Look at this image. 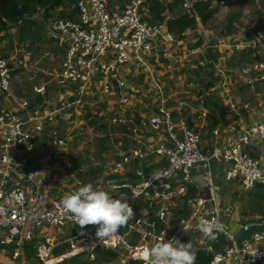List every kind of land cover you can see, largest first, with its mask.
Listing matches in <instances>:
<instances>
[{
    "label": "built area",
    "instance_id": "1",
    "mask_svg": "<svg viewBox=\"0 0 264 264\" xmlns=\"http://www.w3.org/2000/svg\"><path fill=\"white\" fill-rule=\"evenodd\" d=\"M113 1L77 0L72 5L76 12L71 17H58L47 25V35L62 51L60 68L53 75L62 91L54 99L59 104L53 109L38 111L25 118L22 112L29 110L30 101L17 96L12 88L13 57L0 56V95L9 102V107L0 110V229L6 231L1 243H15L18 248L14 255L18 257L22 254L24 241L32 240L38 229L48 226L62 232L70 225H77L73 234L67 237L50 240L51 233L46 234L49 238L36 246L39 264H58L83 254L95 260L97 247L116 250L114 264H151L148 248L152 244L173 238L182 242L183 238L199 231L198 223L203 218L210 221L214 225V233L222 235L228 243L223 251L214 252L210 264H264V246L258 244L264 239V233L244 241L243 248L237 247L234 235L238 228L232 229L233 209L221 203L213 174L215 164L225 162L228 165L225 179L239 181L246 190L256 184H264V102L257 106L241 103L232 94L224 67L219 65L224 79L210 90L226 94L228 124L224 127L226 135L221 142L214 145L211 151H205L199 134L185 122L176 123L165 106L168 98L166 87L152 70L151 61L161 42L184 43L192 29H187L183 37H177L167 30L166 23H150L144 19L145 15L148 16L147 0H123L121 8L113 7ZM197 1L200 0H184L185 11L196 15L194 4ZM218 3L226 8L230 5L240 9L239 21L235 22L236 32L243 27L244 37L225 44L222 39L227 36H222L215 47L231 51L235 56H241L250 49L263 53L264 21H258L256 14L264 13V0H217ZM196 18L199 23L197 29L216 39V32L205 28L198 15ZM208 47L205 42L192 52L207 54ZM131 70L137 77L148 80L146 89L132 86L128 80ZM236 74L247 84L264 82V59L244 62ZM35 91L45 94L47 86H37ZM141 91L160 96L161 104L156 113L148 116L141 111V117L146 119L144 125L147 129L161 130L165 136L145 148L143 138L134 134L135 146L128 152L120 153L109 170L110 178L104 184L117 193L114 198H126L130 206L140 200L153 204L156 217L147 220L140 213L130 220L123 231L120 229L118 234L101 241L95 235L98 225L80 228L62 208L60 201L64 196H51L46 192L49 175L44 168L31 166L23 170V167L28 163V153L37 155L39 147L35 135L43 130L45 120L49 119L57 125L60 114V117L67 118V125L55 126L51 140L53 146L64 148L73 137L82 133V123L77 117L79 112L90 111L98 104L107 106L114 96H119L121 107L118 110H124L123 105L137 101ZM179 108L184 109L183 103L179 104ZM64 109H67L66 114L62 113ZM72 110L76 113L73 111L70 115ZM110 118L116 123L127 122L119 116ZM243 120V125L237 128L236 125ZM132 129L134 133L138 131L137 126ZM214 134L218 135L219 130L216 129ZM148 152L166 160V165L158 169L162 173L159 180H152L143 169L141 160ZM253 153H259V156ZM129 161H138L136 179L118 182L116 178H111ZM215 167L217 170L220 168L218 165ZM65 168L68 170L67 165ZM195 168L205 170L200 191L187 200L188 214L180 217L172 230L173 206L188 194ZM178 177L179 182H176ZM88 183L94 189H102L101 184L72 173L68 182L62 180V185H67L69 189L64 194L73 193ZM258 218L253 216L252 223L264 221V218ZM160 224L163 227H159ZM129 234L134 235L133 240L128 238ZM63 245L66 250L53 255V250Z\"/></svg>",
    "mask_w": 264,
    "mask_h": 264
},
{
    "label": "crops",
    "instance_id": "2",
    "mask_svg": "<svg viewBox=\"0 0 264 264\" xmlns=\"http://www.w3.org/2000/svg\"><path fill=\"white\" fill-rule=\"evenodd\" d=\"M167 1L169 2L171 0ZM213 5L214 7H217V0L212 1V6ZM112 6L115 8H121L124 6V1L114 0ZM233 12H235V8H233L232 11H229L228 14L230 15V13ZM257 15L258 13L256 16ZM205 28L212 30V28L209 29V26H205ZM242 29L243 27H239L237 32L235 31L234 33L225 35L216 33V39L201 33V30L199 29H194L193 31L191 30L184 43L178 44L167 41L161 42L157 48L156 54L151 60L153 66L152 70L155 71L159 81L166 87L168 98L165 102V106L169 111H171L176 123L185 122L193 131L199 134L200 144L205 151L210 150L214 145L221 142L226 135L224 127L228 124L229 105L226 94L210 90L213 85L224 79L223 73L218 68L219 65L224 67L225 75L232 87V94L236 96L241 103H250L251 106H257L264 102V82H255L254 84L240 82L241 80L236 75V70L238 68H233L237 63H244L252 60V54L260 56L262 53L260 54L250 49L248 51H244L241 56H235L231 54V51L219 50L215 47L222 36H227L222 39L225 44L232 43L235 40H242L244 37V35H242ZM195 35L199 37V40H201V45H197L199 40L195 43ZM205 42L209 45L207 54L192 52V49L201 47L205 44ZM3 49L4 46L1 47L0 43V53L3 52ZM22 77L14 76L13 73L12 88H14L13 90L16 92L17 89L15 81H21ZM128 80L134 87H142L146 89L149 85L148 80H146L145 77H137L133 70L129 73ZM48 88L53 92L57 90L62 91L59 84H57L53 78L52 83L48 86ZM19 94L26 97L30 101V104L33 105L32 109H29L27 112H22V115L25 118H27L29 114H36L38 111L53 109L56 106L54 100L56 97L50 98L47 91L45 94L37 92L33 93L30 87L26 85V88H23L22 92ZM131 98H133L132 95ZM98 100L100 101V99ZM181 103H183L184 109L179 108V104ZM108 104L109 105L107 106L98 104L97 106H93L90 111L79 112L77 117L82 123V133L73 137L70 142L73 139H79L81 140L83 146L89 142L92 145L93 150H96L100 156H102V158L99 159V165L91 166L87 162L81 165L80 170L84 176L81 178L90 182L101 184V188L103 190L108 191L111 196L115 197L117 193L110 190L104 182L110 178L108 175L109 170L111 169L112 164L119 158L120 153L128 152L135 146L133 139L134 134L137 137L143 138L145 148L165 135L161 130L147 129L144 125L146 119L141 117L143 115V112L141 111L146 112L148 116L156 113L158 106L161 104V98L158 94H146V91H141L138 93L137 101L135 100L129 104L123 105L124 110H118V108L121 107L119 96L112 97ZM5 107H9V102L6 101L5 97L0 95V110ZM73 111L75 112V110H72L70 115L73 114ZM220 111L221 116L218 118ZM62 113L66 114L67 109H64ZM60 115L57 119V125L49 119L44 121L43 130L35 135L38 145L37 147H39L37 155L36 153H28V163L26 167H23V170L31 166L44 168L49 175V180L45 187L46 192L51 196L63 197L65 196L64 192H68L69 189L67 188V185H62V180L63 182H68L70 176H72V170L80 164L75 161L74 153H78V151L83 147L81 146L72 152L69 148L67 150L65 148L55 147L51 144L52 131L55 126L64 127L69 122L67 118L60 117ZM111 116L123 117L127 119V122L124 124L113 122L110 118ZM243 122L244 120L242 123L237 124V128H240L243 125ZM134 126L138 127V131L135 133L132 129ZM216 129L219 130L218 135L214 134ZM28 131L31 132V127L28 128ZM1 141L2 136L0 133V143ZM85 153L87 160L90 156V150L86 146ZM256 155L259 156V153ZM78 159L79 161H84V157L82 155H79ZM141 162L143 169L149 174L166 165V160L159 159L156 155L149 152L146 153ZM137 164L138 161H129L128 163L123 164L119 172L114 175L116 177V181L123 182L124 179H136L135 172ZM66 165L68 166V170L65 168ZM217 165L221 169L220 173H216L215 178L216 185L219 187L218 194L222 204L223 201H225L233 206V219H235L238 223L236 228L241 226V224H252L251 218L255 215L256 217H259L258 220L264 218V215L255 213L257 205H260L259 202L252 204L249 201L247 205L248 207H246L248 213L243 211L241 216L238 213L239 206H237L239 204L241 205V203L236 200L235 203H233V200L232 204L224 199L225 195H230L231 191H234V189H231L232 185L237 187V183L239 181L236 182V180H227L225 177H222L228 166L227 163L218 162L215 166ZM67 171L68 175H65ZM79 171H77V173ZM204 173L205 170L203 168H195L192 170L193 180L189 185L188 194L184 196L182 200L175 202L173 206L174 216L172 218V230L175 229L177 220L188 214L187 200L199 193L205 176ZM65 176L67 177L65 178ZM75 176L77 175L75 174ZM114 176L111 178H115ZM175 181L179 182V177ZM228 182L233 183L229 184V189L226 188V184ZM239 184L241 185L240 182ZM251 189L246 190L241 185V188L237 187V191H234V195L239 197L241 192L244 197L246 192ZM132 207L135 212V217L140 213L147 220H152L156 217L154 205L145 200L137 201ZM76 227L77 225H70L68 228L64 229V231L58 232L54 228L44 226L36 231L32 240H36L37 246L41 241H46V238H49L46 237L47 233H51V238H49L50 240L67 237L73 234ZM159 227H163V224H160ZM121 230L123 231L124 229L121 228ZM126 231L127 229H125V232ZM5 234L6 231L0 229V240ZM192 234L196 235L183 238L182 242H191L192 246L197 245L209 247V249L213 248L212 246H208L207 237H203L201 231H197ZM128 238L133 240L134 235L129 234ZM258 244L264 246V239ZM60 247L61 246H57L53 250V255H57L55 250ZM16 249L14 250V253ZM39 263L40 259L37 264ZM49 264H52V262H49ZM102 264H114V259L102 261Z\"/></svg>",
    "mask_w": 264,
    "mask_h": 264
},
{
    "label": "trees",
    "instance_id": "3",
    "mask_svg": "<svg viewBox=\"0 0 264 264\" xmlns=\"http://www.w3.org/2000/svg\"><path fill=\"white\" fill-rule=\"evenodd\" d=\"M77 0H0V43L6 39H10L11 30L15 28L17 30L18 41L24 43L35 37L37 31L40 29L36 22L35 15L41 11L46 13L47 16H51V12L60 8V17H71L76 11L72 8V5ZM184 0H147L146 9L148 16L145 15L144 19L150 23H166L168 30L177 37H183V33L187 29H197L199 26L196 15L200 17L201 22L208 26L214 20L218 7L212 6L211 0H200L195 2L194 12L188 13L183 7ZM73 9V10H72ZM43 13V14H44ZM259 16H264V13H258ZM45 16V14H44ZM240 16V11H235L227 17L226 23H224L221 31L222 35L234 33L237 30L235 24ZM261 18V17H260ZM262 19V18H261ZM13 40V39H12ZM201 40L197 45H201ZM7 57V55H4ZM259 57H262L260 55ZM33 105H29V109H32ZM257 156L255 153H253ZM115 177V176H114ZM116 178V177H115ZM247 198L250 203H260L264 205V184H256L253 189L246 192ZM215 239L207 238L208 246H212V250L209 247L192 246V251L196 253V264H210L213 258L214 252L223 251L227 246L226 240L219 233H214ZM17 248L15 243H1L0 251L6 250L7 252L14 254V250ZM66 250V246L63 245L55 250L58 255ZM36 240L25 241L22 246V254L29 260L28 264H37L39 257L37 256ZM97 253V259L110 260L117 257L116 250L111 248L97 247L95 249ZM21 254V255H22ZM79 255L72 259H66L58 264H80L82 256ZM2 264V263H0ZM85 264V263H82Z\"/></svg>",
    "mask_w": 264,
    "mask_h": 264
},
{
    "label": "rangeland",
    "instance_id": "4",
    "mask_svg": "<svg viewBox=\"0 0 264 264\" xmlns=\"http://www.w3.org/2000/svg\"><path fill=\"white\" fill-rule=\"evenodd\" d=\"M211 1H213V0H211ZM217 7H218V12L216 13L214 20H212V23H210V25H208V26H209V29L212 28V30H214L218 34L221 31L225 21H227V17L229 15L228 12L232 11L233 7H231L229 5L226 8V7L222 6L220 3L217 4ZM238 10H240V9L237 7L235 9V11H238ZM43 13L44 12L41 11L40 13H37L35 15V19H36L37 24L39 25V23H40V29L37 31V33L33 39L28 40L24 43H20L18 41L17 30L15 28H13V30L11 31V34H10V39H6L4 42L1 43V47L4 46V49H3V52L0 53V56H4V55H7V57L12 56L13 57L12 66L14 68L13 69L14 76H18V77L23 76L21 81H19V80L15 81V85H16V89H17L18 93L16 91L15 92H16L17 96H19V97L23 96L19 93L22 92L23 88H26V85L28 87H30V89L33 93H36L35 87L40 85V84H45L47 86V92H48V95L50 98L57 97L59 94V90L53 92L48 88V86L52 83V78H53L55 71L58 70L60 65H61V56L60 55H62V51L59 47H57L55 40L53 38H50L47 35L46 27L53 19L60 17L59 16L60 8L53 10L51 12V14H52L51 16H47L46 13H44L45 14V16H44ZM63 17H65V16H63ZM260 17L264 18V16L257 15L258 21L263 22L264 19H261ZM195 39H196L195 40V43H196L199 40V37H197L195 35ZM251 58H253V59L249 60L247 62H254L256 60L264 59V52L262 53V57H259L258 55L255 56L254 54H252ZM242 64L243 63H237V64H235V66L233 68L237 69ZM240 82H242V81H240ZM240 89L243 90L242 88H240ZM58 104L59 103H57L56 106H58ZM220 116H221V111L219 113L218 118H220ZM223 123H224V118H223ZM81 146L83 148L81 150H79L78 153H76V154L74 153L75 161L79 162L80 164L78 166H76L72 171L77 176L84 177L82 175L81 170H80L81 165H83L85 162H87L91 166L99 165V163H100L99 159L102 158V156H100V154L96 150H93V147L89 142L83 146V144L81 143V140H79V139H73L64 148L67 150L69 148V150L73 152L74 150L78 149ZM85 146L87 148H89V150H90V156L87 158V160H86ZM211 150L212 149H210V151ZM79 155H82L84 157V161H79V159H78ZM77 171H79V172L77 173ZM217 172L220 173L221 169L219 168L217 170L216 167L214 166L213 167V174L215 175V178H216ZM222 177L224 178V173H223ZM231 183L232 182H228L226 184V188H228L229 184H231ZM237 184H238L237 187L241 188V185L239 184V182ZM237 187L232 185L231 189H234V191H237ZM234 191H231L230 195H225L224 199L231 202V203L233 200H234L233 203H235V200L239 201L241 203V205L240 204L237 205V206H239L238 213L242 216L243 211H246V213H248L246 210V207H248L247 205L249 203V200L247 198V195H245L243 197V193H241V192H240V196L236 197L234 195V193H235ZM245 192H246V190H245ZM237 204H238V202H237ZM223 205L224 206H230L233 209V206L230 203H226L225 201H223ZM255 210H256L255 213H259L261 215H264V205L262 206V202L260 205H257ZM232 223H233L232 229L236 230L237 229L236 226L238 225V223L233 218H232ZM196 234H191V236H195ZM203 237H205V236L203 235ZM226 243H227V241H226ZM227 245H228V243H227ZM95 257H96L95 260H90L88 256L84 255V256H82L80 264H82V263H85V264H102V261H108V260H102V261L100 260L99 261L97 259V253L95 254ZM113 259L115 260L116 257ZM113 259H110V260H113ZM0 263H2V264H28L29 260H27L26 257L23 256V254L18 256V257H15L14 254H11V253L7 252L6 250H2V251H0Z\"/></svg>",
    "mask_w": 264,
    "mask_h": 264
},
{
    "label": "clouds",
    "instance_id": "5",
    "mask_svg": "<svg viewBox=\"0 0 264 264\" xmlns=\"http://www.w3.org/2000/svg\"><path fill=\"white\" fill-rule=\"evenodd\" d=\"M150 176L152 180H159L162 173L158 170ZM60 204L68 218L80 228L98 225L95 235L101 241L118 234L135 217L133 207L126 198H114L106 190L94 189L91 183L66 194ZM198 229L205 237L215 239L214 225L210 221L201 218ZM148 254L151 264H196V253L192 251L191 242L182 243L176 238L152 244Z\"/></svg>",
    "mask_w": 264,
    "mask_h": 264
},
{
    "label": "water",
    "instance_id": "6",
    "mask_svg": "<svg viewBox=\"0 0 264 264\" xmlns=\"http://www.w3.org/2000/svg\"><path fill=\"white\" fill-rule=\"evenodd\" d=\"M261 233H264V221L239 226L234 235L237 247L243 248L244 241L252 240L255 234Z\"/></svg>",
    "mask_w": 264,
    "mask_h": 264
}]
</instances>
